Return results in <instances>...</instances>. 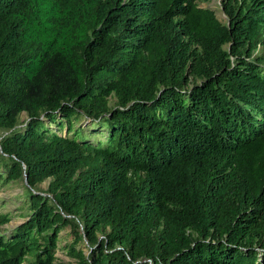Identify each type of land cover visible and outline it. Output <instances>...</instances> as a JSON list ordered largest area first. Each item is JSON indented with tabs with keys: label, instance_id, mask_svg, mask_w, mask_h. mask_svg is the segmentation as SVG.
I'll return each mask as SVG.
<instances>
[{
	"label": "trees",
	"instance_id": "trees-1",
	"mask_svg": "<svg viewBox=\"0 0 264 264\" xmlns=\"http://www.w3.org/2000/svg\"><path fill=\"white\" fill-rule=\"evenodd\" d=\"M210 1L0 0V264H264V0Z\"/></svg>",
	"mask_w": 264,
	"mask_h": 264
},
{
	"label": "rangeland",
	"instance_id": "rangeland-1",
	"mask_svg": "<svg viewBox=\"0 0 264 264\" xmlns=\"http://www.w3.org/2000/svg\"><path fill=\"white\" fill-rule=\"evenodd\" d=\"M224 0H212L207 3H202L201 6L204 8H209L215 11L217 17L225 22L227 21V16L225 14V10L223 7ZM257 53L264 54V44H261L258 47ZM110 106H115L117 104V99L115 95H112L108 98ZM26 118V115L23 116L22 120ZM89 122L85 120L84 118L77 123L78 126H82L87 133L88 138L91 141H98V140H106V136L103 134H93L92 131H90V127L88 126ZM53 129L57 130V126L55 124L52 125ZM61 134H67V130L61 129L59 131ZM6 134L5 129H0V140L2 136ZM74 133H72L73 135ZM1 148V147H0ZM1 151V150H0ZM52 181V178H48L35 190L37 192L43 193L45 195L48 194V189L50 186V183ZM27 192V183L25 178H21L17 181H13L8 183L7 185H1L0 186V213H7L10 212L12 214L13 220L12 223L7 226L8 229L20 226L26 221V215H27V202L26 198L24 197L25 193ZM74 237L72 235V229L70 226L64 227L60 233V242L59 247L56 250V255L58 257L57 264H70L74 263L75 259L72 258L68 254V249L65 247L66 245L73 242ZM79 249H84L86 252L88 250L87 242L78 244Z\"/></svg>",
	"mask_w": 264,
	"mask_h": 264
}]
</instances>
